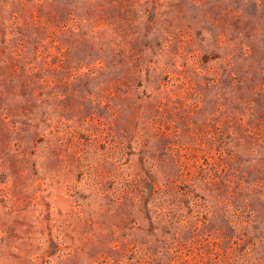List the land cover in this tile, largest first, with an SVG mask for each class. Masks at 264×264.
Segmentation results:
<instances>
[{"label": "rangeland", "instance_id": "obj_1", "mask_svg": "<svg viewBox=\"0 0 264 264\" xmlns=\"http://www.w3.org/2000/svg\"><path fill=\"white\" fill-rule=\"evenodd\" d=\"M0 264H264V0H0Z\"/></svg>", "mask_w": 264, "mask_h": 264}]
</instances>
